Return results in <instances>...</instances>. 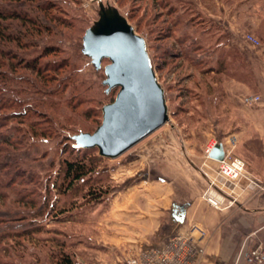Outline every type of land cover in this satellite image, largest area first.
<instances>
[{
  "label": "rangeland",
  "instance_id": "obj_1",
  "mask_svg": "<svg viewBox=\"0 0 264 264\" xmlns=\"http://www.w3.org/2000/svg\"><path fill=\"white\" fill-rule=\"evenodd\" d=\"M215 1L31 0L13 6L0 2L1 9L9 6L41 21L44 14L35 8L50 3L58 20L49 24L50 32L26 36L25 47L0 42V51H12L24 62L39 58L40 65L49 67L42 78L32 71L11 74L8 67H1L9 78L0 79V264H56L63 255L73 264H104L109 254L103 248L102 229L110 200L148 179L146 165L126 169L137 159L131 153L152 135L116 159L101 157L97 149L80 150L73 140L101 126L103 108L115 101L119 90L107 93L103 85L108 62L97 71L83 54L84 35L99 19L101 4L117 8L146 40L169 108L170 121L161 129L173 128L182 142L205 147L204 160H209L207 146L229 133L233 109L227 84L234 74L230 64L237 62L219 28L226 29L216 17ZM14 28L17 32L9 33L15 36L22 25L15 22ZM49 47L53 53L41 57ZM86 155L97 159L94 172L67 190L65 164ZM216 180L228 193L237 191L239 184L221 181L219 175ZM138 253L118 256L127 264Z\"/></svg>",
  "mask_w": 264,
  "mask_h": 264
},
{
  "label": "crops",
  "instance_id": "obj_2",
  "mask_svg": "<svg viewBox=\"0 0 264 264\" xmlns=\"http://www.w3.org/2000/svg\"><path fill=\"white\" fill-rule=\"evenodd\" d=\"M215 2L216 17L227 30L221 29L219 21L215 23L236 53L237 62L230 64L234 74L227 84L228 104L233 109L229 133L214 142L225 150L229 137L234 136V157L264 187V0ZM248 35L260 40L261 46L255 48L247 42ZM253 95H260L262 102L247 105V98ZM184 141L175 129H161L131 153L137 159L129 161L126 170L146 165L149 176L145 185L140 181L110 200L108 222L102 229L103 248L109 254L104 264H123L118 254L160 247L172 234L192 224L201 225L209 234L197 264H264V258L257 262L252 257L258 248L264 251V191L252 192L241 182L235 193H228L216 180L220 163L210 157L204 160L205 147ZM211 182L235 198L236 206L220 211L208 204L203 196ZM176 207L184 208L181 223L174 217Z\"/></svg>",
  "mask_w": 264,
  "mask_h": 264
},
{
  "label": "water",
  "instance_id": "obj_3",
  "mask_svg": "<svg viewBox=\"0 0 264 264\" xmlns=\"http://www.w3.org/2000/svg\"><path fill=\"white\" fill-rule=\"evenodd\" d=\"M83 54L97 71L108 61L103 85L107 93L119 90L115 101L104 106L101 126L93 134L81 133L73 140L79 149H97L101 157L116 159L170 121L165 90L146 40L115 7L100 5L99 19L84 35ZM209 157L223 161V145H216ZM174 217L183 222L184 208L176 207Z\"/></svg>",
  "mask_w": 264,
  "mask_h": 264
},
{
  "label": "built area",
  "instance_id": "obj_4",
  "mask_svg": "<svg viewBox=\"0 0 264 264\" xmlns=\"http://www.w3.org/2000/svg\"><path fill=\"white\" fill-rule=\"evenodd\" d=\"M255 48L261 46V42L251 36L245 39ZM262 102L260 95H253L247 98V105H255ZM237 139L230 136L225 152L224 160L219 162V177L221 181H229L235 185L245 182L246 189L259 193L264 191V187L256 179H254L246 169V164L234 157ZM218 145L216 142L211 143L206 153L208 156L214 147ZM236 184V185H237ZM203 199L213 208L225 211L236 205V199L232 198L217 188L215 182H211ZM208 233L204 227L199 224H192L187 230L175 232L168 240L158 247H152L141 250L136 256L127 260V264H197L201 259V246L208 240ZM255 261H262L264 251L258 248L252 253Z\"/></svg>",
  "mask_w": 264,
  "mask_h": 264
},
{
  "label": "trees",
  "instance_id": "obj_5",
  "mask_svg": "<svg viewBox=\"0 0 264 264\" xmlns=\"http://www.w3.org/2000/svg\"><path fill=\"white\" fill-rule=\"evenodd\" d=\"M28 1L31 0H0V2L8 3L9 6H13L15 4H25ZM8 6V7H9ZM0 8V42L8 44L9 42H15L19 46H26L24 45L23 40L26 36L33 37L34 34H38L40 32H47L51 28L49 27V24L57 22V18L52 15L51 11L54 9V6L50 3H44L43 5H38L35 9H38L37 12H42L44 14L43 20L41 21L40 17L37 18H30L28 15L24 14L22 11L16 10H10V8ZM23 10V9H22ZM44 21H47L48 23H43ZM15 22H19L22 25V29L18 34L15 36L12 35L9 32L16 31L14 28ZM15 29V30H13ZM20 29V28H19ZM54 29V28H53ZM7 30V31H6ZM51 31V30H50ZM49 31V32H50ZM8 32V33H7ZM54 50H52V47H49L45 50L44 55L42 56H50L53 53ZM0 79L3 81H8L9 74L4 73V71L1 69V67H8V70L11 72V74H15V72H18L19 69L32 71L36 73V75L39 78H42V74L45 69H48L49 67L44 68L42 65L39 64V58L30 61V62H24L21 59L17 58L16 55L12 53V51L4 52L0 51ZM4 62H7L4 64ZM108 62V61H107ZM220 67L223 66L220 65ZM221 68L217 69L216 72L221 71ZM211 72H214L215 70H210ZM17 81L19 78H16ZM11 80V79H9ZM26 115V114H25ZM45 136L41 133V137ZM7 145L9 143L5 141ZM81 150V149H80ZM84 150H90V149H84ZM1 153V150H0ZM96 157L89 155L86 157H83L82 160L75 161V162H67L65 164V172H64V179L66 185V189H71L75 183H78L79 181L85 179L90 174H92L95 170V164H96ZM93 194V193H91ZM56 264H73V261L70 257L63 255L61 259L57 261Z\"/></svg>",
  "mask_w": 264,
  "mask_h": 264
}]
</instances>
